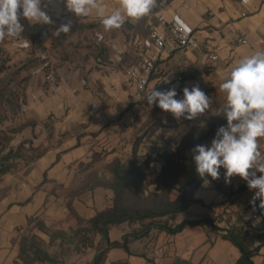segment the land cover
Instances as JSON below:
<instances>
[{
	"label": "crops",
	"instance_id": "1",
	"mask_svg": "<svg viewBox=\"0 0 264 264\" xmlns=\"http://www.w3.org/2000/svg\"><path fill=\"white\" fill-rule=\"evenodd\" d=\"M105 4L108 12L117 6L115 0ZM41 8L55 29L71 22L61 45L52 46L46 29L39 42L26 35L0 42V134L10 137L11 146L21 142L41 150L50 146L46 164L25 166L22 172L14 164L0 176L21 175L15 180L19 188L13 191L17 199L0 200V264H21L19 242L34 218H62L68 206L91 218L83 204L92 203L96 212L109 206L102 199L110 188L89 180L87 174L96 170L98 160L109 167L115 158L127 162L146 123L161 118L162 126L195 124L183 117L176 120L158 107V101L149 105L144 97L153 87L160 91L175 87L176 99H183V88L198 84L212 102L223 106L222 74L240 58L264 49V0H157L149 16L127 20L131 26L126 30L109 32L91 27L100 23L94 13L81 19L68 11L65 0H41ZM166 21L191 32L187 48L172 49ZM151 26L167 34L166 49H158L151 40ZM151 53L157 54V62L147 89L140 92L129 70L143 71V59ZM259 144L264 153V141ZM202 185L206 188L202 202L163 220L175 226L184 219L206 217L198 207L207 208L218 193L212 189L213 179ZM62 188L70 191L63 193ZM63 200L72 202L66 207ZM209 233L206 225H186L174 234L153 228L129 244L130 253L123 247L110 248L102 264H236L238 247L221 236L210 241ZM254 259L264 264V247Z\"/></svg>",
	"mask_w": 264,
	"mask_h": 264
},
{
	"label": "trees",
	"instance_id": "2",
	"mask_svg": "<svg viewBox=\"0 0 264 264\" xmlns=\"http://www.w3.org/2000/svg\"><path fill=\"white\" fill-rule=\"evenodd\" d=\"M21 23L24 24V32L21 35L30 36L37 42L40 41L43 31L49 30L53 47L61 45L70 34L68 32L56 35L57 29L52 23L40 24L23 19ZM91 25V27L102 26L101 23ZM129 26L131 25L126 22L121 28L126 30ZM0 70H2L1 67ZM162 125V119L157 118L142 134L136 136L132 156L127 162L120 158L112 161L109 167L111 180L102 183L114 192L111 204L98 210L91 218H85L76 213L80 222L86 220L90 225L88 228L79 229L85 233L81 238L84 245L88 244L86 233L94 232L95 235H100L109 241L111 227L124 222L137 221L142 226V230L124 234L122 242H108L109 245L97 252L92 261L85 264H102L107 251L112 247H123L130 253L129 244L148 234L153 228L174 234L186 225H206L216 231L222 229L221 237L230 240L240 251L236 264H259L254 257L264 247V222L260 224L245 222L239 226L234 225L223 229L214 223V219L207 216L184 219L175 226L169 224L168 221H160L163 217H174L192 204L203 201L197 198L195 193L203 182L211 177L202 178L198 175L192 149L197 145L207 147L211 145L219 127L227 125L226 116L222 113L219 117L205 118L204 124L185 141L183 150L176 151L170 141H164L154 146L152 150L142 152L141 144L146 134L155 133ZM9 139L6 133L0 134V176L13 168L15 160L23 153L25 146L24 142L16 147L11 146ZM31 149L41 150L39 147ZM152 184L156 185L154 189L150 188ZM257 202L260 203L259 200ZM29 254L26 245L22 243L20 257L23 258ZM34 255H32L34 260L47 261L50 258L42 251L35 252Z\"/></svg>",
	"mask_w": 264,
	"mask_h": 264
},
{
	"label": "clouds",
	"instance_id": "3",
	"mask_svg": "<svg viewBox=\"0 0 264 264\" xmlns=\"http://www.w3.org/2000/svg\"><path fill=\"white\" fill-rule=\"evenodd\" d=\"M50 3L51 0H48ZM116 7L108 12L105 0H65L68 11L81 19L93 13L100 19L104 32L120 29L127 20L138 21L149 16L157 0H115ZM21 19L40 24H51L42 10L41 0H0V42L19 38L24 32ZM71 22L61 24L56 35L68 33ZM167 82V80H165ZM219 90L226 103L222 112L227 125L219 127L211 146L197 145L192 151L196 172L200 177L219 179L220 168L226 169L225 181L239 176L250 190H256L250 203L264 210V153L259 141L264 139V49L256 50L235 62L222 74ZM175 87L168 90L151 89L146 96L149 105L158 107L176 120H194L209 110L212 100L199 85L183 88V99H176ZM257 172L261 175L257 176Z\"/></svg>",
	"mask_w": 264,
	"mask_h": 264
},
{
	"label": "rangeland",
	"instance_id": "4",
	"mask_svg": "<svg viewBox=\"0 0 264 264\" xmlns=\"http://www.w3.org/2000/svg\"><path fill=\"white\" fill-rule=\"evenodd\" d=\"M3 91L7 93L6 88H4ZM145 98L146 97H144V99ZM223 107L224 105L219 106L216 102H212L209 110H206L204 114L194 119L195 124L193 125L187 122L175 125H164L155 133L146 134L141 144V149L144 152L150 151L154 146H157L164 141H170L174 150H183L185 141L204 124V119L219 117L222 114L220 111H223ZM148 124L149 123H146L144 125V130H146L150 125ZM40 138L35 142L36 146L39 144L41 140ZM17 145L18 143H15L14 147ZM29 145L32 146L30 143ZM32 147L34 148V146ZM32 147H24V150L22 151L23 153L17 158V162H14L20 172L24 170L25 166H36L42 163L46 164L47 160L50 159V157L47 156L50 152V146L43 147L44 149L37 151L36 149H31ZM95 167L96 170L92 168L94 171L87 174L88 179L90 180L94 178L100 183L110 182L111 174L108 164L104 163L103 160H98V164H96ZM224 171L226 173V169L221 167L219 170V179L213 180L216 188L212 189H217L218 193V197L214 200L217 201H214L207 208L198 207L201 208L202 213L205 212L203 216L214 219V223L223 229L234 225L239 226L245 222H251L254 208L250 201L256 191L250 190L247 186V182L239 176L232 177L230 182L226 183ZM259 175H261V173L257 172V176ZM20 176L21 175L18 174H12L10 177L6 176L0 179V200L17 199L13 191H16V189L19 188V185H16L15 180ZM155 187V184L150 186L151 189H154ZM205 189V185H201L196 191L195 196L203 200L202 195ZM61 190L63 193L70 191L64 188ZM108 190L109 191L105 193L102 199L105 200L106 205L111 204L113 196V191L110 189ZM99 192L100 191H98L96 196L98 200H101L102 195ZM71 202L72 200H63L66 207L70 205ZM96 208L97 207H94L92 203H90V205L83 204L82 206L83 212L90 214V217L96 215ZM67 209L68 213L65 215L63 214L64 216L62 218H48L41 215L32 220L30 227L22 237L23 240L21 239L19 242V246L21 247L22 243H24L26 245L27 252L30 253L29 255L21 258V264H85L92 261L97 252L109 245L108 242H122L124 234L139 232L142 230V226L137 221L124 222L112 227L109 234V241L100 235H95L94 232L86 233V240L88 241V244L84 245L81 238L85 235V233L82 230L79 231V229L88 228L90 225L86 220L80 222L76 214L77 212L72 210L71 207L69 208L68 206ZM193 213L198 215L200 211H193ZM163 218H161L160 221H164L165 219L163 220ZM208 228L209 232L211 231V234L209 233L210 241H213L217 236H221L223 232L222 229L214 232L211 227L208 226ZM91 242H93V244ZM38 251L47 253L50 258H48L47 261L34 260V253Z\"/></svg>",
	"mask_w": 264,
	"mask_h": 264
},
{
	"label": "built area",
	"instance_id": "5",
	"mask_svg": "<svg viewBox=\"0 0 264 264\" xmlns=\"http://www.w3.org/2000/svg\"><path fill=\"white\" fill-rule=\"evenodd\" d=\"M246 1V0H244ZM165 23V21H163ZM169 30L170 35L173 39L174 45L172 49H179L183 50L187 48L191 41V32L185 28L184 26L174 22L169 21ZM150 38L154 42L155 46L160 49H166L167 48V42L168 37L165 32H163L161 29H159L157 26H151L150 28ZM241 41L243 43L247 42L246 37H242ZM157 54H149L144 57L143 59V71H137L135 69H130L129 74L132 76L135 82L136 88L143 92L147 89L148 83H149V73L155 68L156 62H157ZM260 141H264V139H261ZM255 208L253 210V215L251 217V222H254V224H260L264 222V210H261L259 208V202H255Z\"/></svg>",
	"mask_w": 264,
	"mask_h": 264
}]
</instances>
